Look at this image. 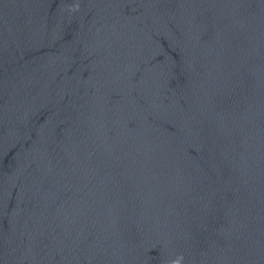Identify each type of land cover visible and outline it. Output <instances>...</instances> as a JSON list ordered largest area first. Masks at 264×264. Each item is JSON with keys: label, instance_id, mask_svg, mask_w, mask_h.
I'll return each mask as SVG.
<instances>
[{"label": "water", "instance_id": "water-1", "mask_svg": "<svg viewBox=\"0 0 264 264\" xmlns=\"http://www.w3.org/2000/svg\"><path fill=\"white\" fill-rule=\"evenodd\" d=\"M0 264H264V0H0Z\"/></svg>", "mask_w": 264, "mask_h": 264}]
</instances>
